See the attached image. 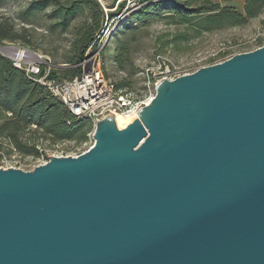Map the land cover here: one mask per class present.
I'll use <instances>...</instances> for the list:
<instances>
[{
  "label": "water",
  "instance_id": "1",
  "mask_svg": "<svg viewBox=\"0 0 264 264\" xmlns=\"http://www.w3.org/2000/svg\"><path fill=\"white\" fill-rule=\"evenodd\" d=\"M92 138L0 169V264H264V44L161 80Z\"/></svg>",
  "mask_w": 264,
  "mask_h": 264
},
{
  "label": "rangeland",
  "instance_id": "2",
  "mask_svg": "<svg viewBox=\"0 0 264 264\" xmlns=\"http://www.w3.org/2000/svg\"><path fill=\"white\" fill-rule=\"evenodd\" d=\"M37 1L44 2L42 9L32 7V3ZM52 1L4 0L0 4V18L7 19L23 41L3 42L0 47L14 45L27 48L49 60L52 70L79 68L82 71L79 65L82 59L76 62L73 41L76 29L90 24L88 13L84 9H77L73 16L63 17L54 11ZM58 1L66 6L70 0ZM212 1L242 13L245 0ZM101 4L104 18L89 53L102 48L99 65L104 77L118 88L128 89L136 95H143L147 78L159 75L166 66L173 73L187 74L232 55L253 51L261 46L258 42L264 44V11L242 26L215 30L196 37L188 27L169 25L162 20L147 24L131 20L129 15L139 7L130 0H101ZM121 4L122 13L116 18L105 15L115 12V8ZM178 34H185L186 37L176 38ZM92 131L93 124L81 144L72 141L52 143L39 139L35 142L39 157L18 154L6 139L0 137V167L30 171L41 163V156L46 159L79 155L93 144ZM29 138L31 136L26 134L23 142H30Z\"/></svg>",
  "mask_w": 264,
  "mask_h": 264
},
{
  "label": "trees",
  "instance_id": "3",
  "mask_svg": "<svg viewBox=\"0 0 264 264\" xmlns=\"http://www.w3.org/2000/svg\"><path fill=\"white\" fill-rule=\"evenodd\" d=\"M4 0H0V4ZM137 11L129 16L137 23L147 24L162 20L169 25L188 27L198 37L215 30L238 27L248 20L258 17L264 11V0H245L242 13L232 7L214 3L212 0H130ZM54 11L63 17H71L77 9L87 11L90 24L76 29L73 48L76 50V62H80L88 48L95 44L96 33L104 18L103 7L96 0H70L66 6L58 0L52 1ZM44 2L32 3V7L42 9ZM123 4L115 12L105 15L111 19L122 13ZM186 37L178 34L176 38ZM23 41L14 32L7 19L0 18V45L3 42ZM261 44V42H258ZM123 52V51H122ZM121 52V53H122ZM79 68L52 70L50 77L58 80H70L78 75ZM34 126V128H33ZM92 124L87 119H77L45 89L28 80L24 73L14 68L11 62L0 54V137L22 156L39 157L35 142L39 139L52 143L86 140V134ZM28 134L30 142H23Z\"/></svg>",
  "mask_w": 264,
  "mask_h": 264
},
{
  "label": "built area",
  "instance_id": "4",
  "mask_svg": "<svg viewBox=\"0 0 264 264\" xmlns=\"http://www.w3.org/2000/svg\"><path fill=\"white\" fill-rule=\"evenodd\" d=\"M96 1L102 6L101 0ZM90 49L86 50L82 62L79 64L82 66L80 75L70 80H58L50 77L52 65L49 60L45 57H39L35 52L27 48L8 45L0 47V54L8 59L14 68L22 71L28 80L42 86L72 116L77 119H87L92 122L93 126L98 121L111 117L113 113H121L123 115L138 114L140 109L146 106L148 101L153 98L155 87L161 80L172 81L184 75L173 73L166 66L160 71L159 75L147 78L143 95H136L128 89L118 88L110 80L106 79L99 65V54L102 48L96 49L93 54L89 53ZM228 58L213 64L220 63ZM91 140L93 143L92 137ZM41 158L42 161L39 165H44L49 160L48 157L43 159V156H41ZM9 168L13 167H0V169L4 170Z\"/></svg>",
  "mask_w": 264,
  "mask_h": 264
},
{
  "label": "bare ground",
  "instance_id": "5",
  "mask_svg": "<svg viewBox=\"0 0 264 264\" xmlns=\"http://www.w3.org/2000/svg\"><path fill=\"white\" fill-rule=\"evenodd\" d=\"M38 56L39 57H43L41 55H38ZM149 102H150V100L148 101V103ZM111 117L113 118L117 128L119 130H122V129L126 128L129 124H131L134 120H136L138 118V114L137 113H133V114H130V115H123L121 113H113L111 115Z\"/></svg>",
  "mask_w": 264,
  "mask_h": 264
}]
</instances>
